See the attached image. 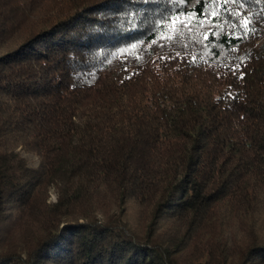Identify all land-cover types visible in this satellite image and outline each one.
Listing matches in <instances>:
<instances>
[{
	"label": "trees",
	"instance_id": "16d2710c",
	"mask_svg": "<svg viewBox=\"0 0 264 264\" xmlns=\"http://www.w3.org/2000/svg\"><path fill=\"white\" fill-rule=\"evenodd\" d=\"M263 212L264 0H0V264H264Z\"/></svg>",
	"mask_w": 264,
	"mask_h": 264
},
{
	"label": "rangeland",
	"instance_id": "374dc122",
	"mask_svg": "<svg viewBox=\"0 0 264 264\" xmlns=\"http://www.w3.org/2000/svg\"><path fill=\"white\" fill-rule=\"evenodd\" d=\"M21 156L27 161V164L30 167L36 168L38 166V158L34 154L21 152ZM46 202L47 203L56 202V193L54 192L53 188H49L47 192ZM125 220L128 222L129 225L133 227L138 226L139 221L135 218V216L131 212L127 213ZM258 224H259V232L262 235H264V212L262 213Z\"/></svg>",
	"mask_w": 264,
	"mask_h": 264
},
{
	"label": "snow or ice",
	"instance_id": "6c2138e0",
	"mask_svg": "<svg viewBox=\"0 0 264 264\" xmlns=\"http://www.w3.org/2000/svg\"><path fill=\"white\" fill-rule=\"evenodd\" d=\"M229 0H225V3H228ZM231 14V13H230ZM202 15V13H201ZM215 15V14H213ZM237 15H239V13H237ZM175 23V22H174ZM251 23V17H246L243 21V28L245 29L244 31V35H247V31H253L254 32V29H248V25ZM237 39H239V36H236Z\"/></svg>",
	"mask_w": 264,
	"mask_h": 264
}]
</instances>
